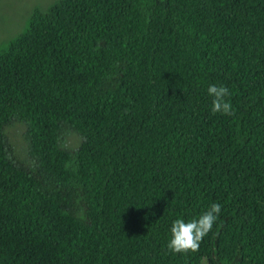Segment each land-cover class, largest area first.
Here are the masks:
<instances>
[{
	"label": "trees",
	"instance_id": "1",
	"mask_svg": "<svg viewBox=\"0 0 264 264\" xmlns=\"http://www.w3.org/2000/svg\"><path fill=\"white\" fill-rule=\"evenodd\" d=\"M213 203L197 250L168 251L171 221ZM0 264H264V0L35 10L0 48Z\"/></svg>",
	"mask_w": 264,
	"mask_h": 264
},
{
	"label": "rangeland",
	"instance_id": "2",
	"mask_svg": "<svg viewBox=\"0 0 264 264\" xmlns=\"http://www.w3.org/2000/svg\"><path fill=\"white\" fill-rule=\"evenodd\" d=\"M60 0H0V48L24 33L31 15L35 10L47 12ZM27 128L24 124L14 122L6 128L8 150L13 158L29 167L34 162L29 158ZM81 139L69 131L63 136V145L70 149H77Z\"/></svg>",
	"mask_w": 264,
	"mask_h": 264
},
{
	"label": "clouds",
	"instance_id": "3",
	"mask_svg": "<svg viewBox=\"0 0 264 264\" xmlns=\"http://www.w3.org/2000/svg\"><path fill=\"white\" fill-rule=\"evenodd\" d=\"M207 95L212 98V113L231 115V104L225 100V97L229 95L227 87L210 84L207 87ZM220 211L221 205L213 203L195 218L186 220L183 217H177L172 220L166 244L168 251L175 254L197 250L201 240L209 233L218 219Z\"/></svg>",
	"mask_w": 264,
	"mask_h": 264
}]
</instances>
